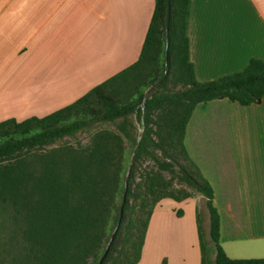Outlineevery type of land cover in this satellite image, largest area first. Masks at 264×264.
<instances>
[{"label": "trees", "instance_id": "1", "mask_svg": "<svg viewBox=\"0 0 264 264\" xmlns=\"http://www.w3.org/2000/svg\"><path fill=\"white\" fill-rule=\"evenodd\" d=\"M168 5L169 71L155 86L166 73ZM190 9L191 0H155L136 63L43 118L0 123V264H138L156 205L196 194L210 220L207 236L197 213L201 264H264L224 251L214 184L187 143L200 105L262 102L264 61L199 82L190 59ZM100 124L109 127L95 130ZM81 132H89L87 144L67 140ZM221 173L220 202L235 216L229 165Z\"/></svg>", "mask_w": 264, "mask_h": 264}, {"label": "crops", "instance_id": "2", "mask_svg": "<svg viewBox=\"0 0 264 264\" xmlns=\"http://www.w3.org/2000/svg\"><path fill=\"white\" fill-rule=\"evenodd\" d=\"M154 10L155 0H0V123L43 118L136 63ZM188 36L201 83L264 61V0H191ZM191 124L187 143L207 178L219 171L223 182L230 167L237 211L218 207L224 251L263 259L264 98L200 105ZM202 199L156 205L138 264H201Z\"/></svg>", "mask_w": 264, "mask_h": 264}, {"label": "rangeland", "instance_id": "3", "mask_svg": "<svg viewBox=\"0 0 264 264\" xmlns=\"http://www.w3.org/2000/svg\"><path fill=\"white\" fill-rule=\"evenodd\" d=\"M103 127H109V125L100 124V125H98L95 128V130L103 128ZM138 131L140 132L141 130L138 129ZM89 139H90L89 132H81L75 138H68L67 140L72 142V143L81 142L83 144H87L89 142ZM148 164H150V163L147 162V161L143 162L142 168H144ZM215 172H216L215 178L213 177L212 179H215V182H213V184H214V187H215V190H216V194H217L216 205L219 207L220 204H221V202H220L221 201V193H222L223 190H222V188L220 186V182H219V179H218L219 178V171H215ZM167 177H169V176L167 175ZM175 188H177V189H187L189 191L191 190L190 188L186 187L185 185H177L176 184ZM195 196H202V195L196 194ZM199 208H200V215H201L202 220H203V225H204V228H205V232H206V234L208 236L210 224L208 223L209 222V213H208V210L206 208V200H205V198L200 201Z\"/></svg>", "mask_w": 264, "mask_h": 264}, {"label": "water", "instance_id": "4", "mask_svg": "<svg viewBox=\"0 0 264 264\" xmlns=\"http://www.w3.org/2000/svg\"><path fill=\"white\" fill-rule=\"evenodd\" d=\"M170 16H171V10H170V5H168V13H167V26H166V40H167V48H166V73L164 75V77L155 85L157 86L158 84H160L168 75V71H169V67H168V50H169V43H168V40H169V36H168V33H169V24H170ZM141 137H142V130L140 131V134H139V138H138V141H137V145H136V148H135V151H134V154H133V157H132V161L135 157V153L138 149V147L140 146V140H141ZM119 229V226L117 227L116 231L114 232V235L111 239V242L110 244L113 242L114 238H115V235L117 233ZM109 249V248H108ZM107 253V252H106Z\"/></svg>", "mask_w": 264, "mask_h": 264}]
</instances>
